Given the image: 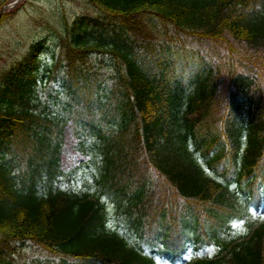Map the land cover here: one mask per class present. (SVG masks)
Instances as JSON below:
<instances>
[{"label": "trees", "instance_id": "trees-1", "mask_svg": "<svg viewBox=\"0 0 264 264\" xmlns=\"http://www.w3.org/2000/svg\"><path fill=\"white\" fill-rule=\"evenodd\" d=\"M85 1L99 14H71L72 22L59 35L61 42L69 34L70 39L63 42L64 63L57 69L63 92L50 99L55 113L36 91L35 72L26 64L12 62L0 78V264H17L18 243L45 251L46 258H53L45 264H155L107 231L113 230L104 227L103 206L82 196L83 191H51L69 134L79 139V149L104 147L101 167L94 168L101 178L117 164L126 177L150 165L170 179L185 210L195 211L192 200L198 198L218 204L216 210L204 208L211 214L198 224L206 228L189 227L180 210L163 211L171 228L174 221L181 233L199 238L201 230L213 228L226 250L217 259L192 264H264V224L229 248L217 234L226 222L219 212L241 214L239 189L248 198L254 187L259 193L255 198L264 197V108L258 99L253 103L259 112L253 109L250 94L259 92L257 80L264 76V0ZM57 18L61 24L62 15ZM170 24L200 39L225 42L221 53L227 60L216 68L213 45L205 41L210 51L197 55L196 68L180 63L190 73L184 76L168 59L180 47L161 37L174 40ZM82 64L98 79L96 92L83 81ZM222 72L230 75L221 93L217 84ZM72 83H78L79 93ZM110 84L120 90L115 105L133 109L110 137L111 144L109 135L102 134L109 128L93 117L104 116L111 105L105 89ZM107 148L119 151L111 155ZM205 160L216 163L219 178L208 175ZM17 161H22L23 177ZM14 169L19 172L15 176ZM38 181L47 185L48 196L35 194Z\"/></svg>", "mask_w": 264, "mask_h": 264}, {"label": "rangeland", "instance_id": "rangeland-1", "mask_svg": "<svg viewBox=\"0 0 264 264\" xmlns=\"http://www.w3.org/2000/svg\"><path fill=\"white\" fill-rule=\"evenodd\" d=\"M17 6H23V11L21 13L24 16V11H27V15L30 17V18H27L24 16L26 18V21H24L23 24L26 26L28 25L33 26L35 22L33 21L34 20L32 16L33 12L35 13V16L37 18L41 19L43 13L50 12V11L54 12V9L56 7H59L60 9H62L64 14L67 16H69L72 13L83 11L84 7H86V5L83 4L82 0H27L26 2L24 0H20ZM31 10L33 12H31ZM81 13H89V12L83 11ZM22 21H23L22 18H19L18 16H11L10 20L7 21L9 23L6 22L7 24L4 25L7 30L6 31L2 30L0 32V64L2 63V61L6 59L9 60L11 53L19 52L22 38L18 34H15L16 32H13L15 28L11 27V23H20ZM9 29H11L10 34L12 35L8 34ZM37 34H39L42 37H48L47 33L45 32H39ZM85 170L86 168H84V171ZM78 173L80 175L82 174L81 171H77V172L70 174L69 177L71 176L75 177ZM66 179L69 183H74V180L69 179L67 177ZM240 230H241L240 227L235 226V232H239ZM26 247L27 246L25 245L22 248H26ZM30 249H32L33 251H27L29 254H38L37 253L38 251L36 250L35 247H31ZM206 251H208V254H210L212 252V249L203 250V253H205ZM27 252H24V254H26Z\"/></svg>", "mask_w": 264, "mask_h": 264}]
</instances>
